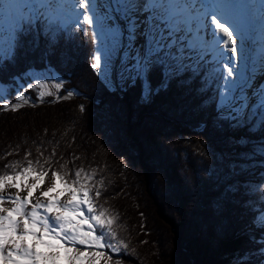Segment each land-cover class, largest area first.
<instances>
[{
  "label": "snow or ice",
  "instance_id": "obj_1",
  "mask_svg": "<svg viewBox=\"0 0 264 264\" xmlns=\"http://www.w3.org/2000/svg\"><path fill=\"white\" fill-rule=\"evenodd\" d=\"M5 8L7 16L0 25V72L9 64L15 65L23 37L35 34L34 47H39L43 35L48 40L47 57L62 31L72 26L79 32L94 25L91 39L99 37L100 45L91 55L90 67L109 90H126V81L134 86L140 79L141 102L150 103L151 97L166 91L173 79L190 73L188 79H178V87H182L203 74L199 91L213 92L217 113L213 127L223 130L226 122L230 129L245 128L251 136L264 132V3L237 7L209 0H17ZM141 37L143 43L138 45ZM69 58L67 51L61 53L62 61ZM155 67L162 69V81L153 89L148 74ZM49 79L60 81L54 85L56 90L64 88V81L51 66L41 73L29 68L13 75L10 82L0 81V108L16 111L33 102L27 95L34 87L31 81L44 88ZM75 92L68 90L64 97L57 94L55 100L67 99ZM45 96H53V92L39 91L38 101L43 102ZM209 106L204 100L199 108ZM84 110L80 105L79 111ZM206 126L207 122H202V127ZM228 143L247 149L229 164L233 175L244 174L254 166L264 168V136L257 140L229 137ZM29 156L31 152L25 155L27 166L13 161L5 166L12 169L11 174H0V264H59L63 258L67 264H100L101 260L104 264H122L102 251L107 248L121 254L128 251L129 244L118 237V214L97 203L104 188L103 177L96 179L97 169L89 173L80 167L70 179L66 162L49 177L51 156L43 163L39 157L33 161ZM223 158V153L218 154L219 160ZM215 174L213 169L210 175ZM47 180L50 183L45 188ZM255 183L264 189V174ZM60 184L64 188L58 191ZM241 189L250 195L252 182L226 185L212 207L219 212L229 194ZM65 193L67 198L61 199ZM259 202V212L245 225L243 234L260 247L243 255L237 253L233 264H252L253 257H264V232L257 238L252 231L264 229V196ZM243 207L255 211L251 200ZM41 245L47 250L40 251ZM259 264H264V259H259Z\"/></svg>",
  "mask_w": 264,
  "mask_h": 264
},
{
  "label": "trees",
  "instance_id": "obj_2",
  "mask_svg": "<svg viewBox=\"0 0 264 264\" xmlns=\"http://www.w3.org/2000/svg\"><path fill=\"white\" fill-rule=\"evenodd\" d=\"M91 29L62 31L47 57L48 40L43 35L39 47H34L35 34L25 36L15 65L0 72V81L10 82L29 68L44 71L51 66L65 79L63 92L75 89L81 94L16 111L0 108V174H11L5 166L13 161L27 166V152H31L28 159L39 157L41 163L51 156L48 174L66 162L70 179L80 167L89 173L96 168V179H104L97 203L118 214V237L129 244L127 252L112 256L122 264H233L237 253L258 249L260 245L243 232L261 207L264 189L255 182L264 168L254 166L233 175L229 164L247 149L229 145L228 138L257 140L264 132L251 136L245 128L230 129L226 122L223 130L213 127L217 115L213 92L199 91L203 74L182 87L178 79H188L190 73L173 79L150 103L141 102L140 79L123 93L109 90L90 67L96 50ZM65 51L70 58L62 61ZM148 79L155 89L162 81V69L153 68ZM29 92L37 98L34 90ZM204 100L210 106L200 109ZM213 169L216 174L210 175ZM236 181L252 182L250 195L243 189L229 194L217 212L213 202ZM249 200L255 211L243 207ZM259 259L253 257L252 264H259Z\"/></svg>",
  "mask_w": 264,
  "mask_h": 264
},
{
  "label": "rangeland",
  "instance_id": "obj_3",
  "mask_svg": "<svg viewBox=\"0 0 264 264\" xmlns=\"http://www.w3.org/2000/svg\"><path fill=\"white\" fill-rule=\"evenodd\" d=\"M73 29H75V27H72V26H70L67 30H73ZM92 32L94 31V25L92 26ZM95 41H96V49L99 47V45H100V39H99V37H96V39H95ZM136 43L139 45V44H141V43H143V38L141 37V38H139L137 41H136ZM208 59H211V57L209 56L208 57ZM119 63H120V61H119V58L115 61V64L118 66L119 65ZM102 66H103V57H102ZM55 71V70H54ZM37 73H41V72H43V71H36ZM58 75H59V77L60 78H62V76L57 72V71H55ZM113 79L115 80L116 79V69H114L113 70ZM62 80L65 82V79L64 78H62ZM28 82V81H27ZM26 82V83H27ZM33 84H34V87H33V89H31V90H34L36 93H37V95H36V99H34V98H32V96H31V94H30V92H29V90H27V95H29V96H31V98H32V101L34 102H30V103H28V104H25V105H29V104H38V103H40L39 101H38V93H39V91H41V90H43V91H47V90H51L52 92H53V97H56V95L58 94L59 96H61V97H64L65 95H66V93H67V91H62V89L61 90H56L55 89V87H54V85H55V83H58V82H60L59 80H51V79H49V80H47V82L45 83V85H44V88H39L38 86H35V81L33 80V81H31ZM130 85V81H126L125 82V89L128 87ZM119 87H117L116 88V90L118 89ZM118 91V90H117ZM119 92V91H118ZM124 92V91H123ZM123 92H120V93H123ZM75 94H76V92H75ZM79 94V93H78ZM49 97H51V96H45L44 97V100H43V102H46L47 104L48 103H52L53 101H55V98L54 99H52V100H48V98ZM36 101V102H35ZM3 104V101H0V105H2ZM10 109V108H9ZM49 176H52V174L51 175H49ZM48 182V180L46 181V183ZM7 191H8V189H7ZM259 230H263L262 232H264V229H258V228H253L252 229V231H253V233L255 234V236L257 237V238H259L260 237V235H261V233L259 232ZM242 232V231H241ZM240 232V233H241ZM40 247H43V245H41ZM81 250H83V248H81ZM89 251H91V250H89ZM102 251H104V252H106L107 254H109V255H119V254H113V253H111V251L109 250V249H103ZM100 263H103V260H101L100 261ZM59 264H67V261H66V258H63V259H61L60 261H59Z\"/></svg>",
  "mask_w": 264,
  "mask_h": 264
},
{
  "label": "bare ground",
  "instance_id": "obj_4",
  "mask_svg": "<svg viewBox=\"0 0 264 264\" xmlns=\"http://www.w3.org/2000/svg\"><path fill=\"white\" fill-rule=\"evenodd\" d=\"M17 0H0V25H2L5 21V18L7 16V10L5 8V5H9V7H11L14 3H16ZM210 3H216V4H227V5H234V6H244V5H255V4H261V3H264V0H209ZM220 11H223V9H218ZM262 15H264V13H262ZM262 79H264V77H262ZM257 83H259V80L257 81ZM36 102V101H35ZM48 175H51V174H48ZM51 177V176H49ZM49 183H50V180H48L47 183H45L43 185V187H48L49 186ZM64 188V185L63 184H60L59 187H58V191H60L61 189ZM8 191H16V189H8ZM22 195H24L25 193H21ZM35 195H39V193H35ZM67 198V194L65 193L64 196L61 197V199H66ZM6 207H8L9 205L6 203L5 204ZM107 249V248H105ZM46 247L43 245V247H40V251H46ZM100 264H104V261L103 263H100Z\"/></svg>",
  "mask_w": 264,
  "mask_h": 264
},
{
  "label": "water",
  "instance_id": "obj_5",
  "mask_svg": "<svg viewBox=\"0 0 264 264\" xmlns=\"http://www.w3.org/2000/svg\"><path fill=\"white\" fill-rule=\"evenodd\" d=\"M119 92H123L122 90H120V88H118L117 89ZM81 94H73V96L72 97H69V98H67V99H70V98H76V97H78V96H80ZM60 101V100H59ZM54 102H58V101H53L52 103H54ZM40 104H47L46 102H40V103H38V104H29V105H32V106H36V105H40Z\"/></svg>",
  "mask_w": 264,
  "mask_h": 264
}]
</instances>
